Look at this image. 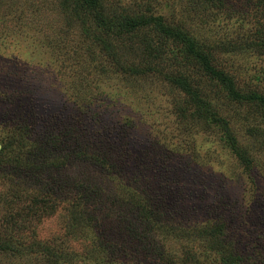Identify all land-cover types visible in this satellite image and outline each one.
<instances>
[{
    "label": "rangeland",
    "instance_id": "1",
    "mask_svg": "<svg viewBox=\"0 0 264 264\" xmlns=\"http://www.w3.org/2000/svg\"><path fill=\"white\" fill-rule=\"evenodd\" d=\"M101 1L189 25L242 93L264 95L259 0ZM97 36L120 64L165 42L152 25L107 36L72 0H0V235L62 248L74 264H220L218 239L239 264H264L262 111L184 67L229 122L233 145L220 123L191 115L190 103L176 114L181 68L118 72ZM76 176L89 177L92 194ZM81 209L87 221L76 229ZM215 225L224 226L219 237ZM3 254L0 264H17Z\"/></svg>",
    "mask_w": 264,
    "mask_h": 264
},
{
    "label": "trees",
    "instance_id": "2",
    "mask_svg": "<svg viewBox=\"0 0 264 264\" xmlns=\"http://www.w3.org/2000/svg\"><path fill=\"white\" fill-rule=\"evenodd\" d=\"M204 1L213 2L214 0ZM259 1L260 3H264V0ZM72 2L75 9L79 10L85 17H88L92 25L95 27L99 26L101 31L107 36L114 35L122 37V35L131 34V32L143 26L152 25L155 32L160 34V39L163 38L165 42L162 43V45H151V43H146L140 50L128 56L127 61L124 59L120 61L121 64L119 60L115 59L114 54L107 45L105 41L106 37L97 36V40L101 41L100 45L102 44V50L107 60L112 61L118 72L145 75L156 71L153 68V64L156 65L163 62L181 68L182 71L178 69L174 72L177 77L175 83L180 93L183 94L177 97L175 104L176 110L178 111L176 114L178 116L185 115V107L190 103L194 106L191 115L198 118L203 124L208 125L209 122L220 123L224 129V133L228 136V140L230 142L232 141L233 145L235 143L232 134H229V122L223 119L218 113L215 112L214 114V108L211 102L202 95L201 85H199L196 80L191 79L189 74L183 73L184 67L187 65L197 68L205 77H208L210 82H215L231 100L237 102H252L264 115V95L257 93H242L236 87L233 77L223 68L217 67L213 56L200 49L197 38L193 36L194 31L189 25L186 27L176 24L172 25L171 20L165 18L163 14L152 13V11L149 10L140 12H135L134 10L117 11L116 9L114 10L113 7L104 4L101 0H72ZM199 4L203 5V2H196L191 5L196 11ZM212 4L216 6L218 4L217 0ZM187 9L188 8H186V10ZM134 59L138 60L136 64L133 61ZM68 132L69 130H65V133L68 134ZM234 150L239 154L237 145L234 146ZM1 161L2 160H0V163ZM28 167L30 166H27V168ZM30 168L31 169L26 172L38 177L36 172L40 171V168L37 166H32ZM23 171L25 170L23 169ZM88 178L75 177V181H80L81 186H79L86 195H90L93 192ZM44 198H46V196H44ZM75 206L76 204H74V207ZM81 210V213L77 211L79 215L77 214L75 218L76 229L82 228L80 227L81 221H87L83 209ZM158 226H161V224H158ZM196 228L202 227H193L189 230H194ZM223 228L224 226L215 225L211 233L219 237ZM221 242H223V239H218L217 247L221 250V254H219L220 264H239L238 255L234 254L232 251L227 252L223 250V244H221ZM99 245L111 246L109 240H102L101 237L99 239ZM31 252L36 254L33 258L29 256ZM0 253H7L3 255H13V257L17 259V264H74L77 260L73 254L65 252L62 248L54 247L49 243L41 241L17 243L13 237L5 233L0 235ZM109 260H111L110 257Z\"/></svg>",
    "mask_w": 264,
    "mask_h": 264
}]
</instances>
